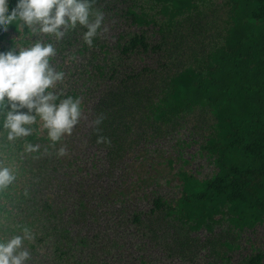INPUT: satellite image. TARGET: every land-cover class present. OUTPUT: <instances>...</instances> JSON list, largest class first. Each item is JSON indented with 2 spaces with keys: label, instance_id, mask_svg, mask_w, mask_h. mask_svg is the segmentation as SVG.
I'll list each match as a JSON object with an SVG mask.
<instances>
[{
  "label": "trees",
  "instance_id": "obj_1",
  "mask_svg": "<svg viewBox=\"0 0 264 264\" xmlns=\"http://www.w3.org/2000/svg\"><path fill=\"white\" fill-rule=\"evenodd\" d=\"M92 2L91 48L79 26L0 31V51L52 43L50 91L86 117L52 146L39 117L9 141L0 113V240L29 228L26 264H264V0Z\"/></svg>",
  "mask_w": 264,
  "mask_h": 264
},
{
  "label": "clouds",
  "instance_id": "obj_2",
  "mask_svg": "<svg viewBox=\"0 0 264 264\" xmlns=\"http://www.w3.org/2000/svg\"><path fill=\"white\" fill-rule=\"evenodd\" d=\"M105 15L101 10H93L92 0H17L9 10V0H0V31L7 32L9 26L27 27L33 33L54 36L59 42L69 29L78 26L83 32V43L89 48L93 41L107 31ZM56 48L52 43L36 40L29 47L15 46L0 51V113H3V129L7 130L9 141L32 135L31 125L37 117L46 130L52 146L61 143L84 117L81 99L71 96L58 101L50 91L57 82L63 80V73L50 66ZM27 111H24V110ZM105 117L96 115L90 126L97 134V144L110 141L101 134ZM40 146L26 144L27 152H37ZM58 156L68 155L66 145H61ZM16 179L11 168L0 163V190L7 188ZM29 228L22 229L7 241L0 240V264H26L30 252L23 248L25 240H33Z\"/></svg>",
  "mask_w": 264,
  "mask_h": 264
},
{
  "label": "rangeland",
  "instance_id": "obj_3",
  "mask_svg": "<svg viewBox=\"0 0 264 264\" xmlns=\"http://www.w3.org/2000/svg\"><path fill=\"white\" fill-rule=\"evenodd\" d=\"M169 150H170V149H169ZM168 170H169V169H168L167 167H166V168H163V171H164L163 173H166V176H167L168 178H173V175H172ZM173 182L180 183V182H179V179H174V180L172 181V183H173ZM171 185H172V184H171ZM171 185H170V186H171ZM168 186H169V185H168ZM170 186H169V187L164 186V187L166 188L167 191H169V190H171ZM166 190H165V191H166Z\"/></svg>",
  "mask_w": 264,
  "mask_h": 264
}]
</instances>
